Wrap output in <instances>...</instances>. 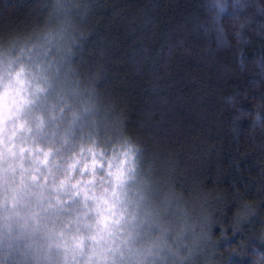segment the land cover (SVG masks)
Listing matches in <instances>:
<instances>
[{"label": "trees", "instance_id": "16d2710c", "mask_svg": "<svg viewBox=\"0 0 264 264\" xmlns=\"http://www.w3.org/2000/svg\"><path fill=\"white\" fill-rule=\"evenodd\" d=\"M49 35L69 95L45 143L85 177L0 197V264H87L95 179L121 147L176 264H264V0H0V45ZM74 237L87 247L69 261Z\"/></svg>", "mask_w": 264, "mask_h": 264}, {"label": "rangeland", "instance_id": "374dc122", "mask_svg": "<svg viewBox=\"0 0 264 264\" xmlns=\"http://www.w3.org/2000/svg\"><path fill=\"white\" fill-rule=\"evenodd\" d=\"M47 38L24 47L26 49L0 45V197L6 201H16L18 194L15 193L21 191L20 197L28 196L29 191L37 193L35 183L40 175H43L44 182L50 179L45 176L57 174L59 180L56 178L53 184L56 187L64 184L72 192L77 185L71 180L84 176L81 169H75L73 162L67 165L68 170H59L55 166L51 145L45 143L46 133L52 130L49 127L51 116L57 113V97L63 93L67 99L65 96L69 95L65 92L69 88L57 89L63 83L60 81L62 69L54 62L52 49L60 39L57 35ZM56 122H52V127ZM47 165L50 170L46 169ZM135 170L132 155L121 147L112 154L105 168L106 175L102 173L101 178L97 176L95 179L96 185L102 179L96 192L104 197V207L90 224L94 229L98 228L97 237L90 233L86 235L91 243L87 264L177 263V242L175 239L170 242L165 231L160 229L162 219L150 215L146 191L138 184L136 199L132 194L133 185L128 181ZM43 191L38 195L40 204L59 209L61 200L50 202L46 196L51 192L46 193V188ZM38 201L35 200L34 204L38 205ZM52 229L48 242L60 234V227ZM83 238L79 237V241ZM73 241L79 246L69 250L64 248L69 261L87 247L78 243L77 237Z\"/></svg>", "mask_w": 264, "mask_h": 264}]
</instances>
